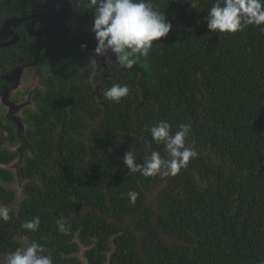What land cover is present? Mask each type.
Listing matches in <instances>:
<instances>
[{
    "label": "trees",
    "instance_id": "trees-1",
    "mask_svg": "<svg viewBox=\"0 0 264 264\" xmlns=\"http://www.w3.org/2000/svg\"><path fill=\"white\" fill-rule=\"evenodd\" d=\"M202 2L207 17L214 0ZM176 15H165L170 32L137 60L140 87L135 74L122 78L130 91L119 103L103 95L111 80L101 87L104 105L96 103L88 69L77 71L69 95L40 102L35 155L25 168L41 185L28 188L15 216L0 220V253L21 249L22 239L42 244L53 264H85L81 247L87 264H264V25L218 33L207 23L185 27ZM51 99L84 111L66 119L58 107L57 137L52 131L59 126L44 125L55 114ZM161 120L172 134L190 125L186 147L198 156L176 176L128 174V151L137 163L152 151L169 158L151 137ZM129 191L138 193L135 204ZM2 200L8 201L5 191ZM37 216V231L21 227ZM61 220L66 234L58 230Z\"/></svg>",
    "mask_w": 264,
    "mask_h": 264
},
{
    "label": "flooded vegetation",
    "instance_id": "flooded-vegetation-1",
    "mask_svg": "<svg viewBox=\"0 0 264 264\" xmlns=\"http://www.w3.org/2000/svg\"><path fill=\"white\" fill-rule=\"evenodd\" d=\"M152 4L172 20H179L176 13L180 12L185 27L207 23L201 13L202 0H152ZM92 25L93 10L87 7L86 0H0V192L8 194V201L2 200L0 208H8L12 216L27 199L28 188L41 185L37 174L30 175L25 167L35 155L34 120L36 114L43 116L40 104L50 99L49 94L69 95L80 69H88L95 76L90 94L101 107V87L108 80L121 84L129 72L137 76L140 87L138 77L144 72L139 62L126 69L115 62L111 53L96 56ZM119 73L123 75L119 77ZM57 100L51 99L49 108L55 114L49 116L48 124L44 122L51 129L59 126L52 131L56 137L61 130L56 110L62 109L61 102L57 107ZM64 107L66 119L84 114L80 110L73 112L68 105ZM89 122L94 125L97 120ZM45 169L53 171L50 163ZM13 238L18 240L15 235ZM9 255L0 253V258Z\"/></svg>",
    "mask_w": 264,
    "mask_h": 264
},
{
    "label": "clouds",
    "instance_id": "clouds-1",
    "mask_svg": "<svg viewBox=\"0 0 264 264\" xmlns=\"http://www.w3.org/2000/svg\"><path fill=\"white\" fill-rule=\"evenodd\" d=\"M86 4L93 10L91 31L97 41L96 56L111 53L121 68L131 69L139 57H147L153 42L166 37L172 28L171 22L153 6L152 0H86ZM206 22L210 32L218 33H236L250 25L260 27L264 25V0H214L207 11ZM92 66L95 68V64ZM129 91L127 85L113 84L103 95L110 102L119 103ZM189 131L190 125L181 124L179 130L172 134L171 125L166 120L152 126V140L164 145L169 158H162L159 152L152 151L143 163H137L136 156L128 151L123 156L128 174L139 172L145 177L158 174L176 176L191 159L198 156L194 147H186ZM127 195L135 204L138 193L129 191ZM0 220H10L8 208H0ZM39 226L38 216L21 224L23 229L32 232L37 231ZM58 230L65 234L68 232L64 221H58ZM7 264H53V260L42 244L32 242L26 249L12 252Z\"/></svg>",
    "mask_w": 264,
    "mask_h": 264
},
{
    "label": "rangeland",
    "instance_id": "rangeland-1",
    "mask_svg": "<svg viewBox=\"0 0 264 264\" xmlns=\"http://www.w3.org/2000/svg\"><path fill=\"white\" fill-rule=\"evenodd\" d=\"M162 182V181H161ZM160 182V183H161ZM162 184L160 185V184H158V185H155V186H153V187H151V189H150V191H148V196L150 197L156 190H158V189H160V188H162ZM132 219L131 218H128L127 220H126V224H127V226H129V228L131 229V231H133L134 229H133V227H132ZM22 241V247H21V249L23 250V249H26V247L28 246L27 245V242H26V240H21ZM20 249V250H21ZM83 251H84V247H81V250H80V252L77 254L78 255V257L80 258V259H82L83 261H85V259H84V257H83ZM8 258V257H7ZM7 258H5V257H1L0 258V263H3V262H7Z\"/></svg>",
    "mask_w": 264,
    "mask_h": 264
},
{
    "label": "water",
    "instance_id": "water-1",
    "mask_svg": "<svg viewBox=\"0 0 264 264\" xmlns=\"http://www.w3.org/2000/svg\"><path fill=\"white\" fill-rule=\"evenodd\" d=\"M26 242H27V241H26ZM27 245H28V243H27ZM21 250H22V249H21ZM81 260H82V259H81ZM84 263L87 264L86 261H84Z\"/></svg>",
    "mask_w": 264,
    "mask_h": 264
}]
</instances>
